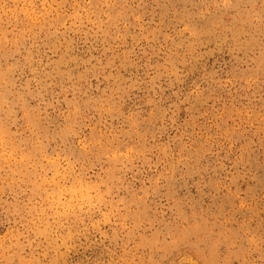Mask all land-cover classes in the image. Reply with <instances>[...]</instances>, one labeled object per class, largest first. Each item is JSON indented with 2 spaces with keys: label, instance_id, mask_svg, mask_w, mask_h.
<instances>
[{
  "label": "rangeland",
  "instance_id": "374dc122",
  "mask_svg": "<svg viewBox=\"0 0 264 264\" xmlns=\"http://www.w3.org/2000/svg\"><path fill=\"white\" fill-rule=\"evenodd\" d=\"M0 264H264V0H0Z\"/></svg>",
  "mask_w": 264,
  "mask_h": 264
}]
</instances>
